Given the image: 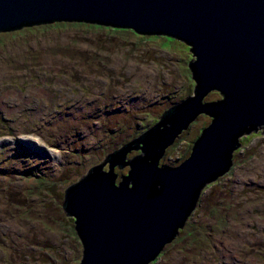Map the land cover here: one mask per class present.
Masks as SVG:
<instances>
[{
	"label": "rangeland",
	"instance_id": "374dc122",
	"mask_svg": "<svg viewBox=\"0 0 264 264\" xmlns=\"http://www.w3.org/2000/svg\"><path fill=\"white\" fill-rule=\"evenodd\" d=\"M192 58L189 45L179 39L84 21L0 32L5 74L0 94L50 92L49 99L36 98L20 112L0 108V264L80 263L83 248L74 219L62 207L57 210V203L62 205L66 188L89 168L193 93ZM141 69L149 75L140 77ZM221 98L212 90L204 101ZM211 122L200 114L167 147L160 165L187 159ZM262 130L240 138L231 170L203 188L184 228L149 264H232L224 241L237 252L236 264H264ZM140 153L130 150L127 159ZM115 171L118 183L129 167ZM51 186L62 192L60 201L47 195Z\"/></svg>",
	"mask_w": 264,
	"mask_h": 264
},
{
	"label": "water",
	"instance_id": "95a60500",
	"mask_svg": "<svg viewBox=\"0 0 264 264\" xmlns=\"http://www.w3.org/2000/svg\"><path fill=\"white\" fill-rule=\"evenodd\" d=\"M61 20L160 34L191 48L193 93L89 168L62 202L82 244L79 264H149L184 228L203 188L231 170L240 138L264 133V0H0V31ZM212 90L222 98L205 102ZM200 114L212 122L190 156L160 165ZM133 149L142 153L127 159ZM116 166L129 167L118 183Z\"/></svg>",
	"mask_w": 264,
	"mask_h": 264
},
{
	"label": "bare ground",
	"instance_id": "6f19581e",
	"mask_svg": "<svg viewBox=\"0 0 264 264\" xmlns=\"http://www.w3.org/2000/svg\"><path fill=\"white\" fill-rule=\"evenodd\" d=\"M150 71L145 70V69H141L140 70V77H147L149 75ZM5 76V74L2 72V70L0 69V79L3 78ZM65 82V81H63ZM49 89L48 90H43L41 88H36L35 90H29L26 94L18 92V90L16 89H11L9 91H1L0 94V108L2 110H5V112L7 114H12L15 112H20L23 109L29 108V105L32 104L33 102H35L36 98L39 99L41 96L45 97L46 99H49ZM51 98V95H50ZM9 102H12V105L9 104ZM44 111H41V113H43ZM39 116L40 112H35L33 116ZM2 141V139L0 140V142ZM225 242V243H224ZM222 244V248L227 256V260L230 263H237V259L236 257L237 252L236 251H232L230 249L229 242L228 241H224ZM235 248H237L235 245H233ZM233 246H231L232 249Z\"/></svg>",
	"mask_w": 264,
	"mask_h": 264
},
{
	"label": "trees",
	"instance_id": "16d2710c",
	"mask_svg": "<svg viewBox=\"0 0 264 264\" xmlns=\"http://www.w3.org/2000/svg\"><path fill=\"white\" fill-rule=\"evenodd\" d=\"M97 24H99V23H97ZM103 25H104V24H103ZM132 31H133V30H132ZM0 32H1V31H0ZM133 33H134V34H137V33L134 32V31H133ZM137 35H139V34H137ZM241 142L243 143L242 139H241ZM164 166H166V165H164ZM42 177H46V176H42ZM57 183H58V181H57V182H54L55 186H56ZM55 186H51V187H49V188L47 189V192H46V193H47L48 196L51 194V195L53 196L54 199L60 201V199H61L60 194H61L62 192L59 191V190H57ZM49 189H50V190H49ZM58 192H59V194H58ZM57 205H58L57 210H60L61 207H62V205H60L59 202L57 203ZM62 208H63V207H62ZM48 211H50V210H48ZM70 219H71V218H70ZM71 220H72V219H71Z\"/></svg>",
	"mask_w": 264,
	"mask_h": 264
}]
</instances>
